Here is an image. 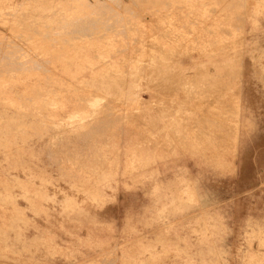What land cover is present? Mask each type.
Masks as SVG:
<instances>
[{
    "label": "rangeland",
    "instance_id": "1",
    "mask_svg": "<svg viewBox=\"0 0 264 264\" xmlns=\"http://www.w3.org/2000/svg\"><path fill=\"white\" fill-rule=\"evenodd\" d=\"M0 264H264V0H0Z\"/></svg>",
    "mask_w": 264,
    "mask_h": 264
},
{
    "label": "bare ground",
    "instance_id": "2",
    "mask_svg": "<svg viewBox=\"0 0 264 264\" xmlns=\"http://www.w3.org/2000/svg\"><path fill=\"white\" fill-rule=\"evenodd\" d=\"M57 4V3H56ZM120 4V3H119ZM20 6V5H19ZM93 8V7H92ZM105 11V10H104ZM135 13V12H134ZM133 13V14H134ZM195 14V13H194ZM179 16V15H178ZM6 18V17H5ZM39 18V17H38ZM155 18V17H154ZM48 20V19H47ZM82 20V19H81ZM81 20H79V21H81ZM181 22V21H180ZM88 24V23H87ZM179 26V25H178ZM81 27V26H80ZM87 28V27H86ZM98 30V29H97ZM87 31H88V29H87ZM109 31V30H108ZM9 32V31H8ZM112 32V31H111ZM187 32V31H186ZM192 32V31H191ZM183 33V32H182ZM193 33V32H192ZM119 34V33H118ZM36 35V34H35ZM96 35V34H95ZM190 35V34H189ZM75 39V38H74ZM119 39V38H118ZM184 39V38H183ZM8 40V39H7ZM82 40V39H81ZM80 40V41H81ZM108 40V39H107ZM15 50V49H14ZM114 50V49H113ZM117 51V50H116ZM22 55V54H21ZM27 55V54H26ZM183 92V91H182ZM186 93V92H185ZM179 95V94H178ZM189 97V96H188ZM190 98V97H189ZM188 98V99H189ZM199 99V98H198ZM191 100H192V98H191ZM112 104V103H111ZM197 105V104H196ZM182 107V106H181ZM187 108V107H186ZM195 108V107H194ZM193 108V109H194ZM196 110V109H195ZM189 112V111H188ZM187 115V114H186ZM194 115V114H193ZM194 117V116H193ZM112 119V118H111ZM118 119V118H117ZM180 119V118H179ZM182 119V118H181ZM184 120V119H183ZM197 120V119H196ZM207 120V119H206ZM214 121V120H213ZM180 123V122H179ZM190 123V122H189ZM206 125V124H205ZM178 130V129H177ZM180 130H182V129H180ZM170 134V133H169ZM209 134V133H208ZM187 135V134H186ZM173 137V136H172ZM196 137V136H195ZM199 137V136H198ZM207 139V138H206ZM166 141V140H165ZM175 141V140H174ZM196 141V140H195ZM187 143V142H186ZM170 145V144H169ZM168 146V145H167ZM170 147V146H169ZM172 148V147H171ZM214 152V151H213ZM212 155V154H211ZM215 164V163H214Z\"/></svg>",
    "mask_w": 264,
    "mask_h": 264
}]
</instances>
